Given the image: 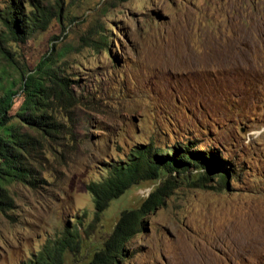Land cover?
Segmentation results:
<instances>
[{
	"label": "rangeland",
	"instance_id": "374dc122",
	"mask_svg": "<svg viewBox=\"0 0 264 264\" xmlns=\"http://www.w3.org/2000/svg\"><path fill=\"white\" fill-rule=\"evenodd\" d=\"M63 5L61 21L8 44L27 71L51 55L78 103L52 102L62 129L37 157L35 185H8L15 206L0 212V264L24 263L73 225L81 250L65 264L90 257L159 182L131 187L97 221L87 184L103 177L104 163L149 143L212 151L228 178L220 186L213 178V189L178 184L117 264H264V0ZM102 33L105 48L94 44ZM5 78L17 81V72ZM16 85L10 115L24 99Z\"/></svg>",
	"mask_w": 264,
	"mask_h": 264
},
{
	"label": "trees",
	"instance_id": "16d2710c",
	"mask_svg": "<svg viewBox=\"0 0 264 264\" xmlns=\"http://www.w3.org/2000/svg\"><path fill=\"white\" fill-rule=\"evenodd\" d=\"M27 1L31 8L28 12L21 0H7L0 9V57L6 65L0 66V212L5 214L15 206L8 185L34 186L37 157L47 140L61 132L62 126L52 115L51 105L55 103L70 110L78 103L69 89L70 80L57 72L51 55L41 59L33 71L24 70L14 60L8 44L24 43L36 32L46 31L53 20L61 21L63 16V0ZM113 1L121 4L128 0ZM94 44L105 48L106 36L100 34L99 41ZM8 68L17 72V81L12 79L5 83ZM16 82L24 99L20 109L10 115L17 94ZM104 164L103 177L86 186L92 197L96 221L111 201L131 187L147 181H158L159 184L137 208L123 210L110 234L90 257L85 255L76 260L77 264L119 263L124 257L125 245L144 228V219L164 206L165 199L178 184L187 182L190 186L213 189L209 184L213 178L220 186L226 183L229 174L226 163L217 154L195 149L190 144L162 149L149 143L135 148L123 160ZM80 250L79 233L73 225L22 264H65L66 253L76 256Z\"/></svg>",
	"mask_w": 264,
	"mask_h": 264
}]
</instances>
